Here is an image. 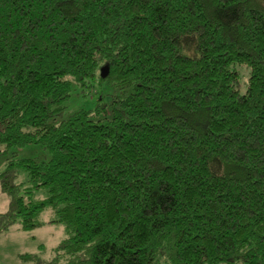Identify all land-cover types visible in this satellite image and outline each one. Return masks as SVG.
Wrapping results in <instances>:
<instances>
[{
    "label": "trees",
    "instance_id": "16d2710c",
    "mask_svg": "<svg viewBox=\"0 0 264 264\" xmlns=\"http://www.w3.org/2000/svg\"><path fill=\"white\" fill-rule=\"evenodd\" d=\"M96 78L111 118L63 119ZM8 155L0 234L51 211L47 264H264V0H0Z\"/></svg>",
    "mask_w": 264,
    "mask_h": 264
},
{
    "label": "rangeland",
    "instance_id": "374dc122",
    "mask_svg": "<svg viewBox=\"0 0 264 264\" xmlns=\"http://www.w3.org/2000/svg\"><path fill=\"white\" fill-rule=\"evenodd\" d=\"M241 74L240 84L242 88L245 87L247 82V70L239 68ZM92 85V86H91ZM86 85L85 92L80 91L78 87L72 88L70 99L65 103V110L62 118L78 112L96 111L97 107L102 112L94 116V120L110 119L111 118V101L118 92L115 88L111 87L107 82H99L96 78L92 84ZM99 100V102H98ZM17 160L33 159L38 162H46L49 160V155L38 146H29L15 151ZM11 154V153H10ZM10 155L7 157H0V173L6 168V160H9ZM26 180L24 173L20 172L15 181L16 184H21ZM44 195L38 193L37 199H42ZM9 199L0 191V215L8 212ZM53 218L51 211L44 212L40 221L42 226L32 231L24 232L19 229L18 223H14L6 232L0 234V264H47L55 254H51L52 250L56 248L64 239V228L57 225H46L50 219ZM41 246V249L39 248ZM51 254V255H50ZM22 255L30 256V260H24ZM38 262V263H37Z\"/></svg>",
    "mask_w": 264,
    "mask_h": 264
},
{
    "label": "water",
    "instance_id": "95a60500",
    "mask_svg": "<svg viewBox=\"0 0 264 264\" xmlns=\"http://www.w3.org/2000/svg\"><path fill=\"white\" fill-rule=\"evenodd\" d=\"M107 75H108V70L106 68H102L100 70V78L105 79L107 77Z\"/></svg>",
    "mask_w": 264,
    "mask_h": 264
}]
</instances>
